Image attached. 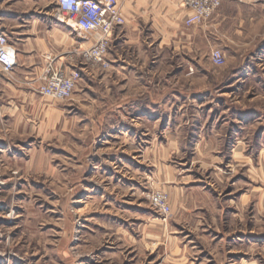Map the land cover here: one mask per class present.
Wrapping results in <instances>:
<instances>
[{
  "label": "rangeland",
  "instance_id": "1",
  "mask_svg": "<svg viewBox=\"0 0 264 264\" xmlns=\"http://www.w3.org/2000/svg\"><path fill=\"white\" fill-rule=\"evenodd\" d=\"M38 7L53 12L56 0ZM214 51L185 74L178 67L191 56L156 51L160 59L141 78H150V86L124 90L115 78L100 83L82 75L72 99L57 102L77 110L65 111L58 136L34 153L45 158L44 169L37 172L24 157L12 164L0 158V253L7 255L0 264H187L180 252L195 264H264V54L252 60L248 76L236 78L222 52L223 64L214 63ZM78 62L91 70L110 67L81 55ZM122 90L150 92L155 101L140 105L153 115L124 118L130 133L93 144L104 136L99 126L93 132L95 124L120 125L95 111L115 106ZM198 92L205 95L192 96ZM139 150L151 160L155 152L156 166L126 165ZM117 154L124 165L111 164ZM171 187H184L187 197ZM155 193L167 196L168 216L152 207ZM33 203L59 205L60 222L55 218L53 226L45 216V226L39 217L27 227L21 212ZM169 238L173 262L165 260Z\"/></svg>",
  "mask_w": 264,
  "mask_h": 264
},
{
  "label": "crops",
  "instance_id": "2",
  "mask_svg": "<svg viewBox=\"0 0 264 264\" xmlns=\"http://www.w3.org/2000/svg\"><path fill=\"white\" fill-rule=\"evenodd\" d=\"M41 1L17 0L13 3V0H0V31L6 34L15 47L18 59V65L11 75H6L0 67V158L7 156L9 164L14 163L15 157L27 158V164H34L37 172L39 166L44 169L45 158L38 161L39 157L34 153L40 155L43 147L39 145L55 140L61 129L62 118L66 117L65 111H68H64L60 103L38 92L48 58H51L55 68L67 73L79 71L84 78L98 79L100 83L115 78L116 84L124 87L142 83L145 86L152 85L150 78H147V82H142L141 78L143 74L150 75L160 59L155 53L160 50L179 51L182 59L191 56V60L186 59L180 63L178 69L182 70V74L192 67L200 69L204 57L210 51L219 50L224 54L232 76L236 78L248 76L254 65L252 60L264 54V0H222L220 9L210 20L193 26L186 25L193 11L179 0H118L125 25L114 31L107 57L109 70H91L78 62V56L82 50L96 43L97 36L89 35L87 40L78 39L68 27L55 20L54 11L47 12L45 8L38 7ZM124 90L115 106L95 111L104 118H117L120 125L95 124L93 132L99 126L98 130L104 136L93 144L100 145L112 134L130 133L131 129L122 124L124 118L135 122L141 120V117L150 118L153 115L149 108L143 109L140 105L143 100L149 104L155 101L150 92L127 93ZM177 94L188 95L182 92ZM203 95L204 92H198L192 96ZM153 105L155 107L156 103ZM76 110H69L67 116ZM125 128L128 130L125 131ZM148 145V149H151L150 141ZM140 154V150L133 152L126 165L135 166V163L142 164L148 160L150 166H156L155 152L152 160L151 156L144 159ZM120 158L119 154L113 156L111 164L124 165ZM90 159L95 158L90 156ZM52 170L55 171L54 168ZM129 171L133 172L128 173L129 179L134 180V169ZM185 190L184 187L170 188L172 194H178L181 198L187 197ZM52 194L54 198L55 192ZM60 212L59 205L33 203L27 205L21 213L29 227L39 217L42 218L40 225L45 226L42 224L45 223V216L52 218L54 226L55 218L57 223L60 222ZM174 240L169 238L165 241L169 250L165 254L166 261L173 262ZM179 255L187 264H195L190 253L180 252Z\"/></svg>",
  "mask_w": 264,
  "mask_h": 264
},
{
  "label": "built area",
  "instance_id": "3",
  "mask_svg": "<svg viewBox=\"0 0 264 264\" xmlns=\"http://www.w3.org/2000/svg\"><path fill=\"white\" fill-rule=\"evenodd\" d=\"M179 1L193 11L192 16L186 22L187 26L204 23L212 18L222 5V0ZM54 18L59 24L68 27L80 40H87L89 35H96V43L91 48L82 50L81 57L87 62L104 68L109 66L107 56L114 31L125 25L118 0H57ZM211 58L215 64H223L221 51L215 50ZM17 65L16 49L6 34L0 31V67L6 75H11ZM80 78L79 71L67 73L55 68L51 58H48L38 92L54 102L69 101L74 95ZM151 205L162 215L168 216L170 213L167 196L162 193H155L151 196ZM6 256L0 253V260Z\"/></svg>",
  "mask_w": 264,
  "mask_h": 264
}]
</instances>
